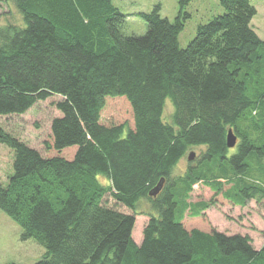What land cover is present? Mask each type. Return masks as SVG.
Here are the masks:
<instances>
[{
  "label": "trees",
  "instance_id": "trees-1",
  "mask_svg": "<svg viewBox=\"0 0 264 264\" xmlns=\"http://www.w3.org/2000/svg\"><path fill=\"white\" fill-rule=\"evenodd\" d=\"M3 1L20 16L0 22V116L62 97L47 155L0 125V144L14 152L13 173L0 181V209L23 240L45 248L35 264H264V244L220 230L207 213L189 209L176 220L180 181H189L190 197L198 182L210 188L195 201L202 210L237 205L223 184L193 177L192 163L173 177L193 147H206L203 159L227 160L238 177L253 151L264 157L246 124L264 111V93L250 91L248 70L264 62L252 0H219L224 12L200 25L185 48L179 36L193 0H177L173 20L160 4L138 12L144 35L125 34L129 15L113 0ZM231 127L240 142L228 157ZM240 187L244 200L264 195L260 185ZM107 195L132 213L109 207ZM142 199L153 212L139 244L133 231Z\"/></svg>",
  "mask_w": 264,
  "mask_h": 264
},
{
  "label": "rangeland",
  "instance_id": "rangeland-1",
  "mask_svg": "<svg viewBox=\"0 0 264 264\" xmlns=\"http://www.w3.org/2000/svg\"><path fill=\"white\" fill-rule=\"evenodd\" d=\"M252 2L257 9V14L252 20V26L259 37L264 40V0H252ZM113 3L129 15L123 25L125 34L144 35L147 32L146 23L136 14L141 11H152L155 5L154 1L113 0ZM157 4L161 5L162 16L171 20L176 17L179 9L177 0H161ZM4 7L6 10L8 9L7 6ZM188 12L191 14V18L187 21L185 29L179 36L182 48H185L196 36L197 28L200 25L206 24L215 16L222 14L224 8L219 0H193L188 6ZM258 68H261V70ZM248 71L253 74L252 77L254 79L252 81L251 77L250 80L255 84V86L250 84V91L256 87L259 93H264V80L262 79L264 76V62L261 66H254L253 70ZM61 100V96L53 95L45 101L38 102L24 114L0 116V125L31 147L39 150L43 155H47L48 151L45 141L51 135L53 119L61 115L56 106V103ZM172 113L173 106L168 100L165 107V119L170 121ZM252 120H260L257 128L252 127L250 122ZM252 120L246 121V124L250 123L248 132L256 146L264 148V111L261 108H257V115H254ZM238 144L234 148L229 149L228 157L237 152ZM191 151L196 154L194 160L188 159ZM205 151L206 147L191 148L175 167L173 177L184 175L188 170L189 164L192 163V167H194V170L192 169L193 177L205 178L206 181L211 182L216 187L218 184H223L225 186L224 190H228L227 195L237 205L219 204L202 210L201 204L195 201L210 188L198 182L194 185V191L190 197L188 191L190 183L188 180H184L180 181L176 192L178 203L176 220H181L189 209H192L194 214L205 212L213 225L221 228L220 230L224 229L230 233L240 232L248 234L252 237L255 247L261 248L264 244V195L251 200H244L239 190L241 188L240 185L244 182L264 187V157H261L257 150L253 151L247 159L249 164L248 172L238 177L233 173L232 167L227 160L201 158ZM13 161V150L0 144V181L4 184H7L9 176L13 173ZM99 180L102 183H106L104 176H100ZM229 180L232 181V184L228 182ZM105 204L122 212L132 213V210L117 203L110 195L106 196ZM137 210L139 215L136 217L133 237L140 244L143 238V229L149 221L148 214L153 212V209L146 199H142L138 204ZM21 235V227L0 209V264H35L43 256L45 248L42 245L34 239L23 240Z\"/></svg>",
  "mask_w": 264,
  "mask_h": 264
},
{
  "label": "water",
  "instance_id": "water-1",
  "mask_svg": "<svg viewBox=\"0 0 264 264\" xmlns=\"http://www.w3.org/2000/svg\"><path fill=\"white\" fill-rule=\"evenodd\" d=\"M237 141H238V136L236 135L234 129L232 127L229 128L228 134H227V146H228V148H234L237 145ZM195 155H196L195 152L191 151L188 155V159L194 160ZM163 183H164V180L162 179L158 183V185L150 192V195L156 196L160 192V190L162 189Z\"/></svg>",
  "mask_w": 264,
  "mask_h": 264
},
{
  "label": "crops",
  "instance_id": "crops-1",
  "mask_svg": "<svg viewBox=\"0 0 264 264\" xmlns=\"http://www.w3.org/2000/svg\"><path fill=\"white\" fill-rule=\"evenodd\" d=\"M152 1H154L155 5H156L158 3V1L160 2L161 0H158V1L157 0H152ZM4 6H7L8 9L6 10ZM10 13L18 15V17L20 16L18 14V12H17V10H16V8H15V6H14L13 3H11V2H5V1L0 2V22L1 23L7 22V18L9 17V14Z\"/></svg>",
  "mask_w": 264,
  "mask_h": 264
},
{
  "label": "flooded vegetation",
  "instance_id": "flooded-vegetation-1",
  "mask_svg": "<svg viewBox=\"0 0 264 264\" xmlns=\"http://www.w3.org/2000/svg\"><path fill=\"white\" fill-rule=\"evenodd\" d=\"M238 142H239V137H238V141H237V144H238Z\"/></svg>",
  "mask_w": 264,
  "mask_h": 264
}]
</instances>
